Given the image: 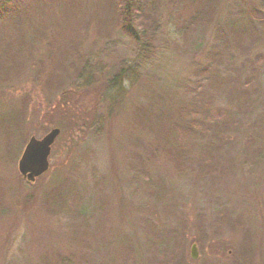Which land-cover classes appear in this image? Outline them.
Listing matches in <instances>:
<instances>
[{"label":"rangeland","instance_id":"obj_1","mask_svg":"<svg viewBox=\"0 0 264 264\" xmlns=\"http://www.w3.org/2000/svg\"><path fill=\"white\" fill-rule=\"evenodd\" d=\"M144 2H0V264H264V0Z\"/></svg>","mask_w":264,"mask_h":264},{"label":"water","instance_id":"obj_2","mask_svg":"<svg viewBox=\"0 0 264 264\" xmlns=\"http://www.w3.org/2000/svg\"><path fill=\"white\" fill-rule=\"evenodd\" d=\"M59 135L60 129L55 128L42 139H29L18 163V171L23 179L32 183L48 171L51 148ZM191 257L197 258L195 245L191 250Z\"/></svg>","mask_w":264,"mask_h":264},{"label":"trees","instance_id":"obj_3","mask_svg":"<svg viewBox=\"0 0 264 264\" xmlns=\"http://www.w3.org/2000/svg\"><path fill=\"white\" fill-rule=\"evenodd\" d=\"M14 1V0H12ZM2 3L10 2V0H0ZM114 4L117 9V18L120 30L127 35V37L132 38L133 42L137 45L140 44V30H143L145 23L148 20L146 13L144 11V0H114ZM136 24V25H135ZM135 25V26H132ZM142 53L144 51L141 50ZM120 76V75H118ZM145 114H148L147 112ZM5 123L3 124L0 122V127H4ZM190 133V129L188 128H181L177 131V134L180 136L176 139L178 140H188V136ZM187 137L186 139H183Z\"/></svg>","mask_w":264,"mask_h":264}]
</instances>
